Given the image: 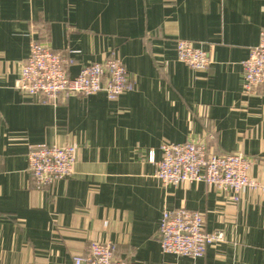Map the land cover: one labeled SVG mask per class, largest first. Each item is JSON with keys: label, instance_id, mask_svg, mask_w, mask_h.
I'll return each instance as SVG.
<instances>
[{"label": "crops", "instance_id": "obj_1", "mask_svg": "<svg viewBox=\"0 0 264 264\" xmlns=\"http://www.w3.org/2000/svg\"><path fill=\"white\" fill-rule=\"evenodd\" d=\"M263 28L264 0H0V264H73L91 243L133 264H264V191L234 202L154 177L162 145L203 142L252 160L264 187V98L243 93L242 70ZM31 38L62 54L70 77L119 59L132 89L21 97L13 85ZM177 40L208 52V69L180 63ZM41 145L77 153L71 178L39 190L27 154ZM180 208L225 240L198 259L163 255L162 213Z\"/></svg>", "mask_w": 264, "mask_h": 264}, {"label": "built area", "instance_id": "obj_2", "mask_svg": "<svg viewBox=\"0 0 264 264\" xmlns=\"http://www.w3.org/2000/svg\"><path fill=\"white\" fill-rule=\"evenodd\" d=\"M177 60L195 72L206 71L211 64L209 53L186 40L176 42ZM65 57L52 51L46 43L31 38L29 55L14 82V90L23 98L55 103L70 94L91 96L104 93L115 100L132 89L123 63L109 58L101 63H89L74 77L67 72ZM243 93L264 98V28L258 45L250 50L242 63ZM161 159L155 163L154 177L163 185L205 184L230 194L234 202L243 191H264V187L249 177L252 160L240 153L215 154L203 142L164 144ZM77 148L75 146L41 145L28 150L27 166L34 186L42 190L74 175ZM152 160V158H151ZM225 240L221 231L206 232L201 213L187 209L164 211L159 224V246L163 255L190 259L202 258L207 248ZM112 243H91L83 256L73 264H133L115 257Z\"/></svg>", "mask_w": 264, "mask_h": 264}]
</instances>
